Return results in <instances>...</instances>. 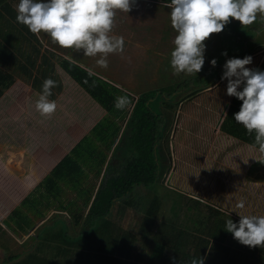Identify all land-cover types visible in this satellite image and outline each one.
<instances>
[{
  "label": "trees",
  "instance_id": "obj_1",
  "mask_svg": "<svg viewBox=\"0 0 264 264\" xmlns=\"http://www.w3.org/2000/svg\"><path fill=\"white\" fill-rule=\"evenodd\" d=\"M155 1L168 4L171 2V0ZM18 3L19 0H0V34L3 39V43L0 40V52L2 53H5V43L22 53L25 46L32 44L29 38L40 42L36 34L16 21ZM262 38V41L259 38L258 42L264 44V35ZM33 49L36 50L37 47ZM30 58L32 67L35 68L36 59ZM61 66L108 111V115L94 127L90 136L78 143L71 154L54 168L38 187V192L36 190L24 199L12 212L10 221L14 225L11 226L8 222L6 225L17 237H23L38 220L46 219L50 210L67 214L56 215L45 222L41 233L37 236V238L42 237L41 245L33 252L24 251L23 246L12 249L1 264H191L193 259L200 258L203 264L232 263L229 257L230 246L221 241L218 235L211 233L213 226L220 229L226 225V221L217 220L221 215L219 208L209 205L213 210L211 214L213 226L207 233L210 238L217 237V241L211 242L210 238L198 237L194 228L198 224V215L203 202L183 192L174 191L172 195H167L172 201L171 215L161 222L154 221L158 216L156 198L153 203L155 205L151 206L147 214L142 215L143 223L140 224L139 232L123 230L118 223L124 218L126 206L134 197L136 187L144 186L148 190L163 180V162L166 157L161 153L160 140L166 126L173 118V113L170 107L164 106V100L161 103L158 101L157 111L153 110L152 96H166L165 99L169 97L171 101L167 102L171 106L173 99L186 94L187 91L183 92V90L190 89L191 86L186 85L182 89L174 83L173 86L169 85L157 92L148 90L140 93L131 112L127 129L121 136L124 144L115 149L107 176L98 188V184L89 180V177H80L85 172L82 165L94 172L98 179L107 160V151L112 149L121 132L122 125L119 121L124 120L128 114L127 106L124 109L115 108L116 99L127 97L130 101L128 105H132L134 98L75 62L61 57ZM209 67H205L201 75L198 74L191 79L196 86L202 87L207 78L215 79L224 72H217ZM23 68L34 86L40 87L42 82L39 76L40 70L33 72L28 66ZM8 69L6 63L0 62V97L16 80L14 73ZM259 70L264 71V61ZM241 105L242 101L234 97L221 130L258 148L255 145V134L249 135L246 129L234 120V114L239 112ZM165 119L169 121L168 124ZM120 159L122 162L119 165ZM41 189L43 192L39 193ZM69 189L76 194L67 197L70 194ZM151 191L153 192L152 189ZM120 200H123L122 204L117 205ZM86 209H89L88 213H85ZM114 210L116 211L113 213ZM101 219L103 223L99 225ZM60 222L63 226L56 227ZM149 234H152L151 239ZM139 239H143L145 243L140 241L141 245H138ZM258 248L263 249L264 254V247ZM192 250L195 252L191 253ZM44 251L45 254H40ZM241 264L248 263L241 262ZM259 264H264V256Z\"/></svg>",
  "mask_w": 264,
  "mask_h": 264
},
{
  "label": "rangeland",
  "instance_id": "obj_2",
  "mask_svg": "<svg viewBox=\"0 0 264 264\" xmlns=\"http://www.w3.org/2000/svg\"><path fill=\"white\" fill-rule=\"evenodd\" d=\"M43 1L47 2L48 0ZM170 12V8L162 6L159 2L149 6L142 2L137 7L132 4L131 11L128 13L117 11L114 19L115 36L124 38L123 53H115V55L132 58L134 57L133 54L142 52V50L149 52L148 55L152 53L155 50L153 46L150 49L145 45L136 47L135 43L141 42L136 40L143 33H148L144 42L149 43V45L154 44L156 47L155 53L149 57H147L148 55L139 57L134 72L141 67V69L147 68L149 73L145 71L139 73L144 79V83L134 86L135 92L133 89H128L129 92H133L139 97L138 94L141 92L148 90L157 92L169 85L173 86L174 83H177L182 89L186 85L191 86L190 89L185 88L183 90L187 93L178 97L179 102H177L178 99H173L171 106L167 102L171 101L169 97L165 99L166 96H152L151 98L153 110L157 111L158 101L161 103L164 100V106L170 107L169 109L173 113V118L169 124L167 123L169 121L165 119L168 125L160 140L161 153L166 157L163 162V180L148 190L144 186L135 188V195L126 206V216L120 220L121 228L129 232L138 230L142 222V215L147 214L151 206L155 205L153 203L156 198L158 216L154 218V221L161 222L167 219L171 215L172 204L167 195H172L174 191H178L203 202L198 215V224L194 229L198 237L210 238L207 233L213 226L211 223L213 210L209 208V205L219 208L221 211V215L217 217L220 222L232 219L234 223L238 224L239 215L264 216V159L259 157L257 147L248 145L221 130V125L234 98L227 95L228 82L221 79L223 74L217 75L218 77L215 79L207 78L205 84L198 87L191 79L203 70L197 74H177L172 69L170 64L171 52L174 50V39L178 33L172 28L173 32L170 35L171 30L164 29L165 26L171 25ZM144 17L145 21L148 20V22L144 21ZM261 19L262 17L258 16L257 22L260 23ZM141 22H145L147 25L145 32L140 30L139 24ZM262 26L264 27V25ZM255 31H258L255 27L249 30L246 26L242 27L238 21L230 19V23L225 26L221 33L215 34L212 39L211 36L205 42L211 39L213 41L212 55L216 54L217 60L226 61L229 58V53H233L230 50L245 47V42H250V44L253 42V35H257ZM149 36L150 40L148 39V41ZM261 37L259 35V38ZM0 40L3 43L1 34ZM161 40L163 43H167L162 45ZM171 40H173L172 43ZM224 52H227V56L222 55ZM1 53L0 59L3 55ZM249 56L253 58L252 63L246 67L259 70L264 58V46L258 42ZM204 59L207 60L205 54ZM219 70L217 72L222 73L224 67ZM22 74V72H18L15 77L22 76ZM122 74L126 73L123 72ZM146 77L147 79H145ZM241 88L238 91H241ZM133 106V104L127 105V117L119 121L124 131L127 129ZM123 132L120 134L121 136ZM121 136L117 142L119 147L124 144ZM121 162V159L118 160L119 165ZM71 194L73 193L67 197H70ZM241 201L245 203L243 209L238 207ZM122 202L123 200H120L117 205L122 204ZM52 212L49 213L48 219L57 214L54 212L56 214L53 215ZM48 219L41 220L47 223ZM211 233L218 235L217 237L221 238V241L230 246L229 257L232 260L230 264H241V262L259 264L263 261V249L242 245L234 239L232 233L225 230V225L220 229L213 226ZM217 237H211V242H216ZM151 238L152 234H149V239ZM140 241L145 243L143 239H139L138 245H141ZM194 252V250L191 251V253Z\"/></svg>",
  "mask_w": 264,
  "mask_h": 264
},
{
  "label": "crops",
  "instance_id": "obj_3",
  "mask_svg": "<svg viewBox=\"0 0 264 264\" xmlns=\"http://www.w3.org/2000/svg\"><path fill=\"white\" fill-rule=\"evenodd\" d=\"M142 2L148 4V6L152 5V3L156 4V2L162 4V6L168 4L155 0H134L133 5L137 7ZM145 22H148V20ZM145 22L139 24L140 30L143 32L147 30ZM262 25H264V17H262L260 23L256 20L252 25L246 26L249 30L253 27L258 29V31H255L257 35H253V42L251 44L250 42H245V47L230 50L233 53L231 54L230 52L228 57L230 59H242L245 56L251 55L253 47L258 44L259 35L262 37L264 35V27ZM115 27L116 26H114L110 35H116ZM166 28L171 30L170 35H172L173 31L171 25L169 24V26L164 27V29ZM147 34L148 33H143L142 36H139V39L136 41L141 42L135 44L136 47L145 45L148 49L153 46L155 50H152V53L148 55L149 52L142 50V52L133 54L134 57L132 58L109 54L107 56V68L100 67L97 64V60L101 58L99 55L96 57H88L83 55L82 51L76 52L72 49H62L54 44L50 37L44 33L37 35L40 42H36L29 38L28 40H30L32 44L25 46L26 48H24L22 53L13 48L10 44L5 43V53H2L3 55L0 62L6 63L14 75L18 72H22L23 74L19 77L16 76L15 83L0 97V264L4 262L7 258V254H9V251L12 249H19L23 246L24 251L31 250L33 252L41 245L42 237L37 238V236L41 233L45 225L44 220H38L35 226L23 237H17L14 232L8 228L6 223H10L11 226L14 225V223L10 221L12 212L21 205L24 199L36 192L38 187H40L45 179L52 173L54 168L66 156L71 154L78 143L90 136L94 127L108 115V111L64 70L61 66V57L79 64L116 86L121 91L129 93L136 102V97L138 96L133 94V92H135L133 87L144 83V79H142L139 73H143L144 71L149 73L147 68L141 69V67L134 72L136 62L142 55H148L147 57H149L156 51L154 44L149 45V43L144 42ZM214 37L215 34L212 35L211 39ZM148 39L150 40V36L147 40ZM211 39L205 42L204 54L207 60H205L203 67L210 66L209 69L219 71L220 68H223L225 61L220 63L221 59L217 60V58H215L216 54L212 55L213 41ZM172 42L173 40H171V43ZM160 43L163 45L167 42L163 43L161 40ZM261 44L264 46L263 43ZM168 46H170L169 43ZM34 47H37V49L34 50ZM210 55H212V58H210ZM30 57L36 59L35 68L32 67V59ZM213 59L217 61L215 67L210 63ZM147 61L149 62L150 60ZM23 66H28L33 72L40 70L39 72L41 74L39 76L42 79L41 88L34 86L33 81L26 76V71ZM204 68H202V70H204ZM123 72L126 74H122ZM48 78H51L57 83V87L51 90L52 96L49 97L50 100L56 102L57 109L55 114L51 117H42L36 110L35 104L39 94L42 92L43 82ZM145 79H147V77ZM128 89H133L134 91L129 92ZM135 102L133 105H135ZM132 108H134V106ZM122 129L121 131L123 132L124 129ZM122 132H120V134ZM120 134L112 149L107 151V160L102 167V172L98 176V179L94 175V172L88 170L85 165H82L85 172L80 177H89V180L96 182L99 186L103 183L107 176L109 164L112 162V156L114 155L115 149L118 147L117 142L121 136ZM57 181L59 183L61 182V180ZM69 191L70 193L76 194L71 189H69ZM41 192H43V189L39 191V193ZM51 211H53L51 213L53 215L56 213V215L61 213L67 214L66 212L54 209L50 210V212ZM115 211L116 210H114L113 213ZM88 212L89 209H86L85 213ZM49 213L47 215H49ZM100 222L99 225H102L103 219H101ZM118 223L122 226L120 220ZM58 226L61 227L63 225L60 222L56 227ZM78 231H80V229ZM133 232L136 233L137 230L135 229ZM45 251L40 254H45ZM131 257L132 260H134V257ZM123 259H125V257H123Z\"/></svg>",
  "mask_w": 264,
  "mask_h": 264
},
{
  "label": "clouds",
  "instance_id": "obj_4",
  "mask_svg": "<svg viewBox=\"0 0 264 264\" xmlns=\"http://www.w3.org/2000/svg\"><path fill=\"white\" fill-rule=\"evenodd\" d=\"M134 0H19L16 21L36 35L47 34L62 49H72L88 57L100 56L97 64L107 68L109 54L123 53L124 38L110 35L117 11H131ZM171 27L178 33L171 52V67L175 73L197 74L204 65L205 41L221 33L231 20L242 27L264 17V0H171ZM227 56V52L222 53ZM251 56L228 59L222 80H227V95L242 101L234 120L249 135L255 134L258 154L264 159V71L249 69ZM213 67L217 61L211 62ZM243 86L242 91H238ZM56 81L45 79L36 101L42 117L55 114L57 104L50 100ZM130 101L117 97L115 108L124 109ZM238 207L243 209L241 201ZM239 215V214H238ZM239 223L226 221L225 230L234 239L250 248L264 247V216L239 215ZM191 264H203L202 258Z\"/></svg>",
  "mask_w": 264,
  "mask_h": 264
},
{
  "label": "water",
  "instance_id": "obj_5",
  "mask_svg": "<svg viewBox=\"0 0 264 264\" xmlns=\"http://www.w3.org/2000/svg\"><path fill=\"white\" fill-rule=\"evenodd\" d=\"M228 109V108H227Z\"/></svg>",
  "mask_w": 264,
  "mask_h": 264
}]
</instances>
